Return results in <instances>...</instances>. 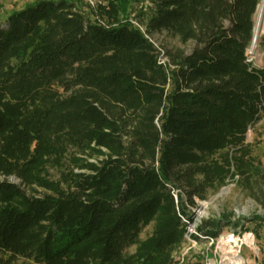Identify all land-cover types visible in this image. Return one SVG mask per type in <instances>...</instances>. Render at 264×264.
<instances>
[{
	"label": "trees",
	"instance_id": "1",
	"mask_svg": "<svg viewBox=\"0 0 264 264\" xmlns=\"http://www.w3.org/2000/svg\"><path fill=\"white\" fill-rule=\"evenodd\" d=\"M142 1L144 32L120 0L97 7L103 23L37 0L0 24V264H177L194 199L238 176L264 203L246 144L264 119V68L246 57L259 0Z\"/></svg>",
	"mask_w": 264,
	"mask_h": 264
},
{
	"label": "rangeland",
	"instance_id": "2",
	"mask_svg": "<svg viewBox=\"0 0 264 264\" xmlns=\"http://www.w3.org/2000/svg\"><path fill=\"white\" fill-rule=\"evenodd\" d=\"M37 0H0L1 11H0V24L5 25L7 17L18 10L23 9L25 6L31 5ZM74 1L77 7L88 16L91 21L105 22L106 19L99 16L97 7H105L108 9L109 2L117 4V0H70ZM122 4L125 5V15L121 16L120 19L126 18L135 27H138L142 32H144V24L146 23L147 17L150 13L147 3L142 0H120ZM261 4V0H259ZM258 4V6H259ZM257 12L256 9L254 15V29L257 28L256 33L253 31V38L251 45L247 50V57L252 64V66L257 68H264V10L261 15L260 23L257 26ZM98 13V14H97ZM153 44L159 50H169L172 47H177L182 49L186 54L190 53L193 48L192 43L186 45H180L176 40L168 38L164 33H154L150 37ZM162 61H165L162 58ZM246 144L250 148V158L253 160L254 165H256L260 172L264 175V119L258 122L253 128H251L246 136ZM50 178L52 180H59L60 174L57 170L49 171ZM9 181L18 184L13 178ZM244 179L236 176L233 180H226L225 186L220 188L215 193H210L207 195L206 200L210 202V207L206 216L207 220H215L219 216L224 214H229L231 221L237 223L241 219L240 226L236 229L233 227H222L221 232L227 230H240L241 228H246L253 231L258 236L259 247L261 253L264 254V222H254L252 221L255 216H264V203L261 195L255 190L250 192L243 187ZM258 185L261 184L260 181L257 182ZM263 185V183L261 184ZM264 189V185H263ZM248 219L250 221H245ZM153 224L143 229L140 240H145L152 232ZM135 247L128 250V253H133ZM181 250V248H180ZM180 250L174 253V259H178L180 255ZM246 254V251H244Z\"/></svg>",
	"mask_w": 264,
	"mask_h": 264
},
{
	"label": "built area",
	"instance_id": "3",
	"mask_svg": "<svg viewBox=\"0 0 264 264\" xmlns=\"http://www.w3.org/2000/svg\"><path fill=\"white\" fill-rule=\"evenodd\" d=\"M162 60L159 64L165 63ZM209 207V201L194 199V205L188 207V215L180 216L184 233L177 264H264V254L253 231L227 230L209 236L200 230Z\"/></svg>",
	"mask_w": 264,
	"mask_h": 264
},
{
	"label": "bare ground",
	"instance_id": "4",
	"mask_svg": "<svg viewBox=\"0 0 264 264\" xmlns=\"http://www.w3.org/2000/svg\"><path fill=\"white\" fill-rule=\"evenodd\" d=\"M264 10V0H261V4L258 6V12H257V20H256V25L258 26L260 23L261 15ZM257 28L254 29V32L256 33Z\"/></svg>",
	"mask_w": 264,
	"mask_h": 264
},
{
	"label": "water",
	"instance_id": "5",
	"mask_svg": "<svg viewBox=\"0 0 264 264\" xmlns=\"http://www.w3.org/2000/svg\"><path fill=\"white\" fill-rule=\"evenodd\" d=\"M254 31V30H253Z\"/></svg>",
	"mask_w": 264,
	"mask_h": 264
}]
</instances>
